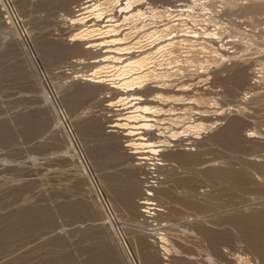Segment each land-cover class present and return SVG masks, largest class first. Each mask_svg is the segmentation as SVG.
Segmentation results:
<instances>
[{
	"label": "rangeland",
	"instance_id": "obj_1",
	"mask_svg": "<svg viewBox=\"0 0 264 264\" xmlns=\"http://www.w3.org/2000/svg\"><path fill=\"white\" fill-rule=\"evenodd\" d=\"M82 2L0 0V264H264V0L199 12L231 56L176 80L208 125L162 165L108 132L114 107L82 77L96 52L71 39Z\"/></svg>",
	"mask_w": 264,
	"mask_h": 264
},
{
	"label": "bare ground",
	"instance_id": "obj_2",
	"mask_svg": "<svg viewBox=\"0 0 264 264\" xmlns=\"http://www.w3.org/2000/svg\"><path fill=\"white\" fill-rule=\"evenodd\" d=\"M183 1V5L159 9L153 0H84L78 4L77 13L68 18L75 26L71 39L96 52L88 58L92 65L82 77L101 85L106 105L114 107L116 118L107 124L111 128L108 132L122 134L124 146L130 148L128 153L143 162L152 160L151 165H162L158 157L171 140L197 136L208 125L202 117L209 111L187 104L210 102L203 96L177 93L189 90L192 83L176 80L183 78L186 70H194L202 79L200 73L208 63L231 56V51H225L220 32L200 23L207 17L198 19L199 12L209 8L207 0ZM148 85L155 87L150 94L145 92ZM167 102L183 107L164 108ZM193 111L198 118L190 114ZM151 131L157 137L150 138L147 134ZM152 195L146 190V197L140 201L145 205L142 210H156Z\"/></svg>",
	"mask_w": 264,
	"mask_h": 264
}]
</instances>
